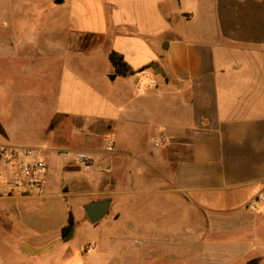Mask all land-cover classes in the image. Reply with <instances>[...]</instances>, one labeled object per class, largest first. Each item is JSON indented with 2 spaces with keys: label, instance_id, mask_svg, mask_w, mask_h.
<instances>
[{
  "label": "crops",
  "instance_id": "obj_1",
  "mask_svg": "<svg viewBox=\"0 0 264 264\" xmlns=\"http://www.w3.org/2000/svg\"><path fill=\"white\" fill-rule=\"evenodd\" d=\"M11 1L18 10L29 0ZM38 7L40 41L19 33L14 47L16 29L0 36V146L38 148L47 184L0 194V230L62 240L68 206H25L109 199L96 225L141 264H264V0ZM112 52L131 72H115ZM4 173L0 161V191Z\"/></svg>",
  "mask_w": 264,
  "mask_h": 264
},
{
  "label": "rangeland",
  "instance_id": "obj_2",
  "mask_svg": "<svg viewBox=\"0 0 264 264\" xmlns=\"http://www.w3.org/2000/svg\"><path fill=\"white\" fill-rule=\"evenodd\" d=\"M45 1L29 0L25 3L26 8L17 10L11 0H0V36L16 29L17 34L20 33L22 36L30 32L28 36L31 35L33 38L28 39V42L40 41L34 38L38 33H35V26L30 22L40 14L41 10L38 6ZM13 21L16 24L19 22L28 24L26 31H22L21 23L17 25L10 23ZM20 34L12 41L14 43L12 46H18V43L24 41ZM7 43L8 41H5L3 44L0 40V53L2 48L9 46ZM1 61L2 55H0V64ZM30 83L28 80L27 85L30 86ZM52 170L53 183L49 185L50 190L54 192L59 181L56 165H52ZM62 180L61 178L60 181ZM82 202L83 199L80 197L67 199L66 203L48 197L41 203L27 204L26 210H35L41 205L38 209L50 208L56 215L68 206L76 223L73 238L63 242L61 239L55 240L53 234H48L46 237H31L27 229L11 226L10 235L0 230V264H141V261L143 263L144 258L138 255L137 249L130 247L123 249L113 242H106L105 234L100 232L99 226H94L85 219V214L79 207ZM16 225L18 226V223ZM7 242L9 245H6ZM24 244L28 247H24Z\"/></svg>",
  "mask_w": 264,
  "mask_h": 264
},
{
  "label": "built area",
  "instance_id": "obj_3",
  "mask_svg": "<svg viewBox=\"0 0 264 264\" xmlns=\"http://www.w3.org/2000/svg\"><path fill=\"white\" fill-rule=\"evenodd\" d=\"M149 84L154 85V80L150 79ZM107 146L108 149L111 148L113 141ZM91 159L84 153H77L75 157L76 162L84 166L90 165ZM0 161L5 166L1 195H38L44 192L48 166L38 148L0 146ZM258 200L264 203V197H259ZM248 206L253 207L251 204Z\"/></svg>",
  "mask_w": 264,
  "mask_h": 264
},
{
  "label": "trees",
  "instance_id": "obj_4",
  "mask_svg": "<svg viewBox=\"0 0 264 264\" xmlns=\"http://www.w3.org/2000/svg\"><path fill=\"white\" fill-rule=\"evenodd\" d=\"M109 59L115 69V72L118 74L125 75L130 71L129 67L122 61V58L116 53L112 52L109 54ZM75 220L69 211L67 223L61 228V238L64 242H67L73 238L75 231Z\"/></svg>",
  "mask_w": 264,
  "mask_h": 264
},
{
  "label": "water",
  "instance_id": "obj_5",
  "mask_svg": "<svg viewBox=\"0 0 264 264\" xmlns=\"http://www.w3.org/2000/svg\"><path fill=\"white\" fill-rule=\"evenodd\" d=\"M60 1L61 0H56V3ZM111 78H114V76H111ZM109 206V199L91 201L84 205L83 212L89 223L92 225H96L106 216L109 210Z\"/></svg>",
  "mask_w": 264,
  "mask_h": 264
}]
</instances>
